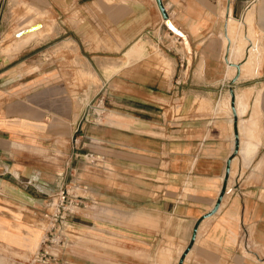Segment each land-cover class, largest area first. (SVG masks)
I'll return each mask as SVG.
<instances>
[{"label": "crops", "instance_id": "1", "mask_svg": "<svg viewBox=\"0 0 264 264\" xmlns=\"http://www.w3.org/2000/svg\"><path fill=\"white\" fill-rule=\"evenodd\" d=\"M160 1L0 0V37L52 16L0 40V245L36 252L68 185L100 208L61 223L68 264H264V0Z\"/></svg>", "mask_w": 264, "mask_h": 264}, {"label": "built area", "instance_id": "2", "mask_svg": "<svg viewBox=\"0 0 264 264\" xmlns=\"http://www.w3.org/2000/svg\"><path fill=\"white\" fill-rule=\"evenodd\" d=\"M88 115L90 114L96 123H101L107 114L105 106V97H97L88 107ZM86 114V115H87ZM80 129L76 131V137L73 139L75 149L87 148L90 139L85 142L81 141L83 137ZM84 159L89 164H96L103 160L98 154L88 151L84 154ZM46 207L49 209V224L45 235L41 240L38 250L26 258H18L13 264H68L67 261H61L54 253L56 249L63 244V235L61 223L65 222L69 217H74L81 210L88 208V199L75 192V189L65 185L53 198L47 201Z\"/></svg>", "mask_w": 264, "mask_h": 264}, {"label": "rangeland", "instance_id": "3", "mask_svg": "<svg viewBox=\"0 0 264 264\" xmlns=\"http://www.w3.org/2000/svg\"><path fill=\"white\" fill-rule=\"evenodd\" d=\"M27 16L29 17V19H26V21H23L22 25H20V23H19L12 32L10 31L8 33H5L2 37H0V40L7 41V43L16 42V41H18V39H16V36H18L17 35L18 31H20L22 29L28 28L32 23L39 22V23H45V24L48 23L49 24V23L52 22V16L48 12V10H45L44 12H40V11L34 10L31 7H28L27 8ZM22 20H24V18ZM249 20L251 22V17H250ZM242 23L243 22H241V24ZM230 26L233 27V31H232L233 33H231L230 36L231 37L233 36L232 37V40L234 39L233 40V42H234L235 39L237 38V31L234 28L235 26L233 24V21L231 22V25ZM37 35L38 36H41L42 33L40 32ZM37 35L32 36L31 38L34 39L35 37H37ZM97 199L98 198H94V200H96V201H97ZM92 201L93 200H91V201L89 200L88 201V208L85 209V210H81L80 213L77 214L76 216L84 217V216H88V215H98L99 212H100V208L97 207V206H95L94 203H91ZM44 229L45 230H43L44 231L43 232V236L45 235V232H46V229H47V226L46 225H45V228ZM93 238L96 239L95 235L93 236ZM79 240H81V242H80L81 245H84V242H87L88 243V241L84 240L83 238H80ZM91 242L94 245H99V241L98 240H92ZM40 243H41V241H40ZM34 252H30V251H28V252H24L23 251L22 252V251L14 250L10 246L0 245V264H13L16 259H18V258H26L29 255H31L32 253H34Z\"/></svg>", "mask_w": 264, "mask_h": 264}, {"label": "bare ground", "instance_id": "4", "mask_svg": "<svg viewBox=\"0 0 264 264\" xmlns=\"http://www.w3.org/2000/svg\"><path fill=\"white\" fill-rule=\"evenodd\" d=\"M250 10V9H249ZM249 10H247V11H249ZM251 13V11L250 12H248V14H247V16H245V19L243 20V25H246V24H248L249 22H250V14ZM249 16V17H248ZM230 22L229 23H231L233 20H229ZM250 24V23H249ZM41 26H40V24L39 23H32L28 28H26V29H22V30H20V31H18V33H17V35L21 38V37H23V42L24 41H29L30 40V38L32 37V36H35V34L37 33V29L38 28H40ZM246 27V26H245ZM250 28V27H249ZM243 29V30H246L247 32L250 30V29ZM230 30H229V34L231 35V33H233L232 31H233V27L232 26H230V28H229ZM32 31V32H31ZM235 34V33H234ZM248 34V33H247ZM247 34H245V35H247ZM248 36V35H247ZM229 37V36H228ZM233 37V36H232ZM236 38V37H235ZM245 38H247V40H249V37H243V40H241V43H243L242 41H245ZM234 40V39H233ZM236 40V39H235ZM240 40V39H239ZM21 41V40H20ZM232 41V40H231ZM233 42V41H232ZM240 43V41L238 42V44ZM247 43H248V46H246L245 47V45L243 46V44H240V45H238L236 48H235V46H234V50H233V48L231 49V50H233L234 52H233V54H235V58H236V60H238L239 58H240V60L243 58V56H244V58L243 59H245L246 60V63H247V66L246 67H248L249 69H252L253 68V66L255 65V64H257V59H258V55H259V53H258V48L256 47V45H255V43L253 44V45H250V43L247 41ZM233 44V43H232ZM235 45H237L236 43H235ZM232 46V47H233ZM226 48V47H225ZM231 48V47H230ZM244 52H245V54H244ZM227 53V52H226ZM232 52L230 51V54H231ZM230 54H229V56H230ZM234 56V55H233ZM231 57V56H230ZM229 58V57H228ZM233 58V57H232ZM247 58V59H246ZM228 60V59H227ZM231 60V59H230ZM245 61H243V63H244ZM230 63V62H229ZM233 63H234V61H233ZM240 63V62H239ZM238 64V63H237ZM245 64V63H244ZM243 64V65H244ZM243 66H241V68H242ZM240 68V69H241ZM236 69V68H235ZM243 69V68H242ZM245 69V68H244ZM243 69V70H244ZM237 72V71H236ZM238 96V95H237ZM238 98H239V96H238ZM235 100V99H234ZM228 102V101H227ZM241 102V101H240ZM244 101H242V106H244ZM238 104H239V101H238ZM247 105V104H246ZM239 106V105H238ZM242 106H241V108H242ZM245 107V106H244ZM231 110V109H230ZM241 113V112H240ZM241 126V125H240ZM237 130V129H236ZM93 237V236H92ZM40 246V245H39Z\"/></svg>", "mask_w": 264, "mask_h": 264}, {"label": "water", "instance_id": "5", "mask_svg": "<svg viewBox=\"0 0 264 264\" xmlns=\"http://www.w3.org/2000/svg\"><path fill=\"white\" fill-rule=\"evenodd\" d=\"M156 1H157V4H158V7L160 8L161 12H162L163 15L165 16L164 9H163V6H162V4H161V1H160V0H156ZM227 39H228L227 52H228V54H229V52H230V47H231V40H230V38L228 37V35H227ZM227 59H228V57H227ZM246 59H247V58H246ZM233 66L237 69V72L240 71V65L234 64ZM231 95H232V97L235 98L233 92H231ZM233 113H234V115L236 114V112H235L234 109H233ZM235 139H236L235 154H236V153L238 152V135L235 136ZM230 163H231V160H229V161L227 162V173H228L229 170H230ZM221 198H222V197L219 198V200L217 201V203H216L214 209L211 211L210 214H213L214 212L217 211V209L219 208V205H220L219 202H220ZM194 238H195V235L193 236V239H194Z\"/></svg>", "mask_w": 264, "mask_h": 264}]
</instances>
